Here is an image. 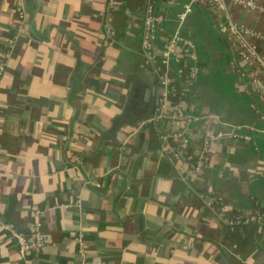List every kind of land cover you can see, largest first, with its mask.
Instances as JSON below:
<instances>
[{
  "label": "crops",
  "instance_id": "0c3cea01",
  "mask_svg": "<svg viewBox=\"0 0 264 264\" xmlns=\"http://www.w3.org/2000/svg\"><path fill=\"white\" fill-rule=\"evenodd\" d=\"M109 1L0 0V216L28 239L42 222L41 264H264V105L222 31L264 35V0L228 3L222 17L196 4L183 23L189 0H114L113 36ZM151 1L165 20L155 45L179 31L199 55L182 100L197 121L172 123L188 141L177 161L151 122ZM248 41L264 58V40ZM206 135L208 167L196 172ZM0 264H23L1 226Z\"/></svg>",
  "mask_w": 264,
  "mask_h": 264
},
{
  "label": "built area",
  "instance_id": "2783aa9c",
  "mask_svg": "<svg viewBox=\"0 0 264 264\" xmlns=\"http://www.w3.org/2000/svg\"><path fill=\"white\" fill-rule=\"evenodd\" d=\"M228 3L255 7L253 3L246 0H189L179 20L183 23L196 4L204 5L222 17ZM262 10L264 11V6ZM114 12L115 2L110 0L106 17V29L110 36L114 35L112 25ZM20 17L23 19L24 14L21 13ZM164 22V18L156 11L155 1L149 2L145 12L141 45L144 61L155 71L160 88L155 115L151 122L157 127L160 142L166 146L167 154L177 161L184 156L188 141L183 133L172 129V123L189 125L197 121L195 118L186 116L182 100L185 95L184 86L192 84L199 76V55L196 43L192 39L182 37L179 31L164 35L161 47H157L155 41L164 33ZM222 31L234 45L237 57L251 67V90L264 105V58L259 55L257 46L248 41V37L264 40V35L235 23H223ZM7 43L11 49L15 40L8 39ZM9 54L7 53L6 57H9ZM5 70L6 64L0 63V80ZM180 86L181 90L178 89ZM221 136L223 135L218 137L221 138ZM230 136L236 140H252L249 136H241L237 130H231ZM211 140L212 137L206 135L201 155L196 160H192L194 171H203L208 167L207 157ZM245 223L249 222H232L238 225ZM0 226L16 241L23 264H41L40 256L46 243L41 221L30 227L31 239L5 223L1 216Z\"/></svg>",
  "mask_w": 264,
  "mask_h": 264
},
{
  "label": "trees",
  "instance_id": "16d2710c",
  "mask_svg": "<svg viewBox=\"0 0 264 264\" xmlns=\"http://www.w3.org/2000/svg\"><path fill=\"white\" fill-rule=\"evenodd\" d=\"M223 19V18H222Z\"/></svg>",
  "mask_w": 264,
  "mask_h": 264
}]
</instances>
